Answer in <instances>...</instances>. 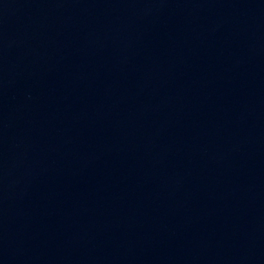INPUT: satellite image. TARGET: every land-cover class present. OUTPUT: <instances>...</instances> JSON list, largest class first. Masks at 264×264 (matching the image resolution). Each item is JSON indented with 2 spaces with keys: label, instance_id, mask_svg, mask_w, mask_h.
Returning a JSON list of instances; mask_svg holds the SVG:
<instances>
[{
  "label": "water",
  "instance_id": "95a60500",
  "mask_svg": "<svg viewBox=\"0 0 264 264\" xmlns=\"http://www.w3.org/2000/svg\"><path fill=\"white\" fill-rule=\"evenodd\" d=\"M0 264H264V0H0Z\"/></svg>",
  "mask_w": 264,
  "mask_h": 264
}]
</instances>
